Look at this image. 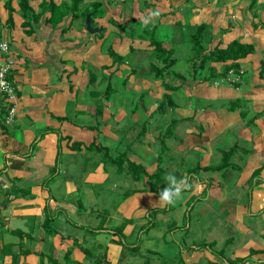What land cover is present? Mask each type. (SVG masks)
Returning a JSON list of instances; mask_svg holds the SVG:
<instances>
[{
    "label": "crops",
    "instance_id": "0c3cea01",
    "mask_svg": "<svg viewBox=\"0 0 264 264\" xmlns=\"http://www.w3.org/2000/svg\"><path fill=\"white\" fill-rule=\"evenodd\" d=\"M150 1L161 3V9L156 4V11L162 14L160 23L181 25L178 31L186 25V17L190 26L209 23L206 37L212 41L207 51L215 47L225 49L239 39L241 43L252 44L254 52L238 61L239 72L231 69L221 79L227 84L217 79L197 80L189 69V75L177 72L172 77L167 71L163 80L157 79L151 66L158 61L151 60L153 51L146 52L154 49L148 39L120 36L114 41L113 50L130 58L124 65L106 54L100 55L102 39L98 37L103 38L105 29H111L103 27L100 36L87 32L83 12L89 8L85 7L101 2L103 13L106 10L109 13L110 7L104 2L115 4V1L85 0L73 20L72 14H68L70 0H29V6L39 17L24 26L20 0H12L11 9L8 0H0V44L9 43L14 60L9 78L15 86L12 102L4 107L15 105L17 110L13 123H0V264H40L41 254L46 264L51 259L58 264H93L85 249L103 260L102 264H182L178 261L180 257L183 264H230L229 261L248 257L250 261L246 264H264V0H256L255 7H251L252 0H181L184 5L178 0L144 3ZM43 2L46 10L42 13ZM140 3L136 2L134 15L143 22L151 13L148 14L146 6L142 13ZM51 4L56 6L54 13L49 10ZM172 6L184 8L183 16L179 14L175 20ZM165 18L173 20L164 23ZM103 19L101 15L96 22ZM81 20L83 30L78 26ZM178 31H174L176 41L181 40L177 38ZM146 43V49H142ZM163 45L173 48L170 44ZM5 59L0 50V66ZM71 60L106 69L110 76L133 62L143 63L128 70L126 76V81L132 82L130 89L135 91V96L140 95L139 100L131 109L117 105L118 97L113 99L117 91L110 81L103 91L97 89L84 92L81 97L78 93L74 96V86H83L88 79L79 69L70 68L68 74V64L64 63ZM28 62L33 65L30 67ZM208 66V74L213 69L220 73L225 64L211 62ZM142 67L147 77L139 80L135 74ZM55 76L60 80L56 89L50 86ZM234 76L237 80L231 81ZM98 79L91 75L90 82L95 84ZM68 80L72 81L69 91ZM104 80L105 77L101 82ZM163 82L179 88L167 90ZM109 84L112 89L106 90ZM183 90L190 91L196 99L206 100L205 106L193 102L190 107L183 100L177 104L172 98L175 107L160 112L152 104L155 99L161 101L165 95ZM142 95L149 102L138 110L137 104L144 99ZM235 101L240 106L230 108ZM111 106L116 107L115 112L110 111ZM176 111L181 117L171 118ZM241 111L246 118L242 119ZM157 112L160 117L150 122ZM70 113L73 119L68 121ZM111 115L116 117L115 125L108 122ZM127 115L133 119L128 130L132 138L123 145L119 140V123ZM173 122H176L173 132L166 135ZM247 122L252 123L246 125ZM136 130L138 133L132 135ZM101 135L108 138L106 144L98 142ZM163 139L169 142L171 150L178 152L169 156L176 160L170 167V159L163 163L159 157L157 162L161 164L148 171L151 141H160L162 146ZM226 140L228 149L238 147L231 159L236 168H229L226 173H192L190 189L175 204L179 214H185V206L192 197L195 203L189 210L194 212L196 228L206 232L203 242L214 243V250L224 253L226 259L208 248H197L196 244L202 240L197 239L195 232L189 233L191 213L181 240L167 239L169 230L162 236L155 235L157 218L168 213V205L159 202V193L166 182L154 189L153 184L143 181L146 174L136 181L127 164L118 171L116 164L105 160L107 156L126 152L129 160L142 165L148 174L161 165L166 169V177L175 175L188 180V169L220 163L221 152L228 150L220 148V142ZM193 150L198 153L189 155ZM179 163L183 164L180 175L175 172L180 169ZM256 170L260 173L250 187L249 180ZM154 209L159 211L150 213ZM48 215L50 221L46 227ZM14 218L26 220L28 232L11 228ZM150 223L155 224L148 229ZM170 223L168 229L177 227L175 222ZM24 250L28 253H23Z\"/></svg>",
    "mask_w": 264,
    "mask_h": 264
},
{
    "label": "rangeland",
    "instance_id": "374dc122",
    "mask_svg": "<svg viewBox=\"0 0 264 264\" xmlns=\"http://www.w3.org/2000/svg\"><path fill=\"white\" fill-rule=\"evenodd\" d=\"M111 1H115V4H113V2H112V4H107V2H104L105 6L107 5L108 7H110L109 9L111 11L109 13H107V10H106V12L99 14L100 16L103 15L105 19H103L101 23H98V22H96L97 21L96 19H99L100 17H97L95 19V21H94V25H96V27H98V28H102L103 29V27H105V28L111 29V30H106L104 28L105 31L103 33V38H99L98 37V39H102V44L100 45L101 46L100 47V51H101L100 55L106 54V56H110L108 54V48L110 46H114V41L116 39L120 38V36H124V37H126L128 39H132V40L140 39L142 36H144L145 31L149 32L148 33V35H149L151 30L156 26L155 27L156 28L155 29V35H154L155 38L158 39V40H162L165 45L167 44L169 46V44H170L176 50V53L174 55L175 58H176V64L172 68V71L173 72H183V73H186V75H189V73L187 72V69H191V70L193 69V67H192L193 62L192 61L190 62V64H187L188 59L191 58V56H192V53H191V50H190L191 49V45L188 42L183 41V40L176 41V34L174 33V26H173L175 24H173V25H164L163 23H160L161 22V17L160 16L162 14H160L159 12H158L159 13L158 16L153 17L151 19L143 18V22L141 20L135 19V18H137L134 15V9H135L136 2H141L140 3V10H141L142 13L144 12V9H145L144 7L146 6V10L148 9L150 11V12H148V14L152 13L153 11H156V4H158V6H159L158 8H160V6H161L160 2L154 4V3H152V1H150V2H147L145 4L144 2L146 0H111ZM68 2H69V0H68ZM178 2H179V4L184 5L183 4L184 2L182 3L181 0H178ZM175 3H176V1H175ZM105 6H104V9H106ZM180 6H178V7L177 6H172L173 7L172 16H174L175 20L178 19L177 17H178L179 14L181 16H183L182 13H181V10H183L184 8H180ZM89 7H85V8H89ZM82 8H84V7H82ZM135 10H137V9H135ZM148 14L146 13V16H148ZM189 15H190V13H189ZM140 16H142V15L140 14ZM146 16L144 14L143 17H146ZM158 17H160V18H158ZM172 20L173 19H171V18H167V19L165 18L163 20V22L166 23V22H170ZM82 21L83 20H81L80 24H78V26L81 27V30H83ZM185 22L187 24L188 17H186V21ZM101 34H96V35L100 36ZM181 36H182V34L178 33L177 38H179V37L181 38ZM119 43H120V41H119ZM146 45H147V43L142 46V49H146V47H147ZM150 51H153V50L151 48L150 49H146V52H150ZM150 56H152L151 60H154L155 57H154L153 52H151ZM131 58L134 59V54L131 55ZM24 61H25V58H23V60L21 62L24 63ZM28 64H29L30 67L33 65L30 62H28ZM65 64H68V71H69L70 68L79 69L82 74L83 73L86 74V77L88 79L86 84H84L83 86H74V88L72 90L74 96H75V94L78 93L79 97H81V96H83L84 92H89V91L97 90V89L100 90V91H103L102 89L104 87H106L108 81H110L112 86H113V88L116 89L115 91H117V94H115L113 96V99L118 97V104L117 105L125 107L126 109H129V108L131 109L133 107L132 104L135 105L136 101H138L139 98H140V95H137V97H136L135 96L136 93L134 94L135 91L130 89V86L132 85V82H131V80L126 81V76H127L128 70L130 71L131 69H133V67H137L136 65L141 67L142 64H143L141 62H140V64H137V63L133 62V63H131L128 66V68L123 66L122 68H120L119 72H115L111 76L109 75L110 71L108 72V71H106V69H102L100 67H96L95 65H92L90 63H87V64L86 63H82L81 64L80 62H75V61L71 60L70 62H65L64 65ZM122 64L125 65V63H122ZM34 67H36V66L34 65ZM143 69H144V67H142V69L139 68L138 69V73L135 74L136 77H138L139 80L142 79V78L147 77V75H146V73H145V71ZM69 73H70V71L68 72V74ZM91 75L96 76L97 78H99L97 83L94 84V83L90 82ZM103 77H105L106 80H104V82L102 83L101 79H103ZM196 79L197 80H201V77H199V75H197ZM62 83H64V82H62ZM219 83L227 84L226 81L222 82L221 80H219ZM59 84H60V80H59L58 76L57 77L55 76V77H53L50 80V86L53 85L55 87V89L58 88ZM71 84H72V81L68 80V91L70 90L69 87L71 86ZM143 84H146V83H143ZM147 86H148V83H147ZM170 95L172 96V98L174 99V101L177 104H179L178 102H182L183 103V101L186 102V105L190 106V107H192L193 102L199 103V105H201V106L202 105L205 106V104H206V100L199 99V98L196 99L194 97V95H190V91H189V93H187L184 90L181 91V92H171ZM135 97H136V99H135ZM181 100H183V101H181ZM148 102H149V99H147V97H145L141 101V103L138 104V110L143 109L144 106L147 107ZM159 102H160L159 100L155 99V100H153L152 104H153V106H156V105L159 104ZM221 102H227V101H221ZM220 105L223 106V105H227V104L226 103L225 104L220 103ZM115 110H116V107L115 106H111L110 111L115 112ZM159 114L160 113L157 112V114L153 115L150 118L149 121L152 122V121H154V119L159 118L160 117ZM170 117L171 118H180L181 116L176 111V113L173 114V115H170ZM72 119H73V114H71V113L68 114V121H70ZM108 122L110 124H112V125L113 124L115 125L117 123L116 117L111 115L109 120H108ZM132 124H133V119L129 115H127L119 123V125L121 127L119 140H121V143L123 145L129 143L131 138H132V136L128 133V130H129L130 126H132ZM101 126H100V129H102ZM159 132H161V131H159ZM137 133H138V130H136L135 132H133V131L131 132L132 135H135ZM107 141H108V138L104 137L103 135H101V137L98 139V142L101 143V144H106ZM228 142L229 141H227V140L220 142V148L228 149V146H227ZM136 143H138V142H136ZM160 143H161L160 141H158V143L154 142V141H151V149L149 150V157H150L151 161L149 162V164H147V166H148L147 170L148 171H152V167L154 169L155 165L156 166L158 165L159 162H157V159L159 157L161 158L163 163L165 161L168 162L169 159H170V161L168 162V165L170 167L172 166V164L176 160V159H174V157L173 158L169 157L171 154H173V155L178 154V152L176 153L175 151L171 150V147L169 146V142L165 141V147L163 146V144L161 146ZM233 143L234 142H232V140H230V145H233ZM185 144L187 146L186 142H185ZM185 144H183L181 146H185ZM173 148H175V147H173ZM176 149L178 151H180V147H178ZM170 150H171V153H170ZM194 153H198V152L193 150V151H190L188 154L193 156ZM91 155L92 154L89 152V156H91ZM198 155H199V157H202V153L199 152ZM159 164H161V163H159ZM182 165L183 164L179 163L178 166L180 167V169L179 170H175V172L177 174H179V175H180V170L182 168L181 167ZM184 170H186V168H184ZM144 180H147L149 182L148 184H153V182L150 181L148 179V177H147V179H143V181ZM114 189H115V187H114ZM194 203L195 202H193L192 197H191L190 202L185 206V208H186L185 209L186 210L185 214H179L180 210H179V212L176 210L175 204L174 205H168V210H166V212H168V213H166V215H164L163 217H158L157 218V220H158L157 222L158 223H157L156 229H154V231H153L154 234L157 235V236H162L169 230L168 231V235H167V239L174 240L175 242L181 240L182 237L184 236V233L186 232L185 224L188 223V220H189L188 219V214L191 213V218H190L191 229L189 230V233L195 232V234L199 237L197 239L198 240H202V241H200L198 243L200 244L201 242H203L204 238L206 236V232H204L202 228H199V229L196 228V226L194 224V216H193L194 212L189 210V207H191ZM176 212H178V214H176ZM148 221H149V219H146L147 223H148ZM170 222H175L177 224L176 225L177 227L173 228V229H170V228L168 229L167 225H170L171 224Z\"/></svg>",
    "mask_w": 264,
    "mask_h": 264
},
{
    "label": "trees",
    "instance_id": "16d2710c",
    "mask_svg": "<svg viewBox=\"0 0 264 264\" xmlns=\"http://www.w3.org/2000/svg\"><path fill=\"white\" fill-rule=\"evenodd\" d=\"M11 1L12 0H8V2H7V6L9 9H11ZM84 1L85 0H70V3H68V14H70V13L72 14L73 20L75 18H77L76 13L80 10V7H81V5H83ZM45 5L46 4L43 2L42 3V13L45 12V10H46ZM102 5L103 4L101 2L92 3L90 5L89 9H86L83 12V19L85 20L87 14H91L92 23L94 24L95 18L100 17L99 14L103 13ZM255 5H256V0H252L251 1V7H255ZM20 6H21V10H22V17L24 19V23H23L24 26L30 25L31 23L35 22L38 19L39 15L35 14L33 12V10L31 9V7L29 6V0H20ZM263 8H264V6H263ZM49 10H51L54 13L56 10V6L54 4H51L49 7ZM60 10L61 9H59V11ZM11 14H12V11H10V18H9V24L10 25L13 22V18H12ZM177 25H179V24H177ZM155 27L151 30L149 35H148L149 32L145 31V34L142 37L144 39H148V41H150L151 45L154 47V49H153V54L155 57L154 59H156L158 61L155 65L152 64L151 71L154 73L155 78L163 80L164 75L167 71H170L172 73V75L177 73V72L172 71V68L176 64V58L174 56L176 53V50L174 47L170 48V49L165 48L163 45L164 44L163 41L155 38V36H154L155 35V29H156ZM175 27H177V26L174 25V31H178V28L181 27V25H179V27H177V28H175ZM209 29H210L209 23L204 22V23H201V24H198L195 26H190V24H186L183 27V30H179L178 32L182 34L181 40L186 41L191 45L190 50H191L192 56H191V58L188 59L187 64H190L191 61L193 62V65H192L193 69L192 70L189 69L190 73L193 74V78H196V76L199 75V77L204 78L206 81H211L212 79H217L219 81L223 78H226L228 72L231 69H234L236 72H239L240 64L238 63V61L241 59H244L248 55L252 54L254 52V46L252 44L241 43L239 39H235L232 42H230L225 49H220L218 47H215L214 49L207 51L208 43H210L212 41V38L210 39V38L206 37L207 34L209 33ZM1 38H2V35L0 32V40H1ZM108 54L110 55V57L115 62L126 63V62L130 61L129 56H121V55L117 54L113 50L112 46H110L108 48ZM211 62L224 63L225 66H224L223 71L220 73H217L213 69V70H210V74H208L207 70H209V68H210L208 65ZM228 62H230V63L226 64ZM262 75H264V69H262ZM172 77H175V75H173ZM163 84H164V87L170 91L179 88V86H174L173 84L169 85V83H167V82L166 83L163 82ZM111 89H112V86L109 84L108 87L106 88V90H111ZM142 98H144L143 95H142ZM233 103L235 105L230 106V108H232V109H237L240 106L239 101H235ZM169 106L175 107V104L172 100L171 95H165L163 97V99L159 102V104L157 105V108H158V111L161 112ZM241 117H242V119L246 118L245 112L241 111ZM176 122H177V120H176ZM176 122H173L171 125H169L168 130L165 133L166 135H167L168 131L170 134L173 132V129L176 126ZM251 123L252 122H247L246 125H250ZM162 144L165 147L164 139H163ZM237 151H238L237 146H232L228 150H223L221 152V160H220V163L218 165H209L206 167H201L200 165H196L195 167L188 169L189 179L187 180V182L191 185V175H192V173H196L197 171H205V172L223 171L226 173L229 168H236L234 163L231 162V159ZM105 160L116 164L118 166V171H121V169L124 168V164H127L128 171L131 174H133V177L136 181H140L141 177L144 174H146L147 177L153 181V188L154 189H156L161 183H165V182L167 183V181H166L167 173H166L165 168H163L161 165H159L158 168L152 174H148L146 172V169L142 165L131 162L129 160L126 152H124V153H122L116 157L107 156ZM259 173H260V170H256L253 173L251 179L249 180L250 187L253 186L254 179L259 175ZM158 211H159V209H154V210H151L150 213H157ZM49 221H50V218L48 215V218L46 219V222H45L46 227L48 226ZM154 224L155 223H150L148 225V229H150L151 226H153ZM120 228H122V227H120ZM48 234L52 235V232H50L48 230ZM119 235L121 237H123L122 233H119ZM30 238H32V237L30 236ZM213 247H214V243L201 242L200 244L199 243L197 244L198 249L208 248L209 250L213 251L214 253H218L220 255V257H222L223 259H226L224 257V253H222L221 251L216 252ZM84 251L86 252L87 257H89L91 259L93 264H102L103 260H101L100 258L91 256L89 253H87L86 249ZM23 253H28V252L26 250H24ZM181 259H182L181 257L178 258V261L183 264V261ZM40 260H41L40 264H46L45 256H43L42 254L40 256ZM249 261H250V257L238 258V259H235L233 261H229V263L230 264H237V263L246 264ZM147 262L149 263V260H147ZM49 264H58V262L56 260L51 259V263H49Z\"/></svg>",
    "mask_w": 264,
    "mask_h": 264
},
{
    "label": "built area",
    "instance_id": "2783aa9c",
    "mask_svg": "<svg viewBox=\"0 0 264 264\" xmlns=\"http://www.w3.org/2000/svg\"><path fill=\"white\" fill-rule=\"evenodd\" d=\"M0 50L6 56L5 62L0 66V123L8 125L13 123L17 113L15 105L4 107L5 104L12 102L14 98L15 86L9 78L14 60L10 54L8 42H1ZM230 73L235 75L233 71ZM236 80L234 76L231 81Z\"/></svg>",
    "mask_w": 264,
    "mask_h": 264
},
{
    "label": "clouds",
    "instance_id": "9594fccd",
    "mask_svg": "<svg viewBox=\"0 0 264 264\" xmlns=\"http://www.w3.org/2000/svg\"><path fill=\"white\" fill-rule=\"evenodd\" d=\"M158 15L159 13L157 11H153L149 19ZM166 181V187L159 193V202H163L167 205H174L191 187L186 178L178 179L175 175H168Z\"/></svg>",
    "mask_w": 264,
    "mask_h": 264
},
{
    "label": "water",
    "instance_id": "95a60500",
    "mask_svg": "<svg viewBox=\"0 0 264 264\" xmlns=\"http://www.w3.org/2000/svg\"><path fill=\"white\" fill-rule=\"evenodd\" d=\"M84 25L86 27L87 32L92 34V35H96V34H101L102 33V30H103L102 28L94 27L92 25V16H91V14H87L86 15V19H85ZM11 228L20 229L23 232H28V229L26 227V220L21 219V218L12 219L11 220Z\"/></svg>",
    "mask_w": 264,
    "mask_h": 264
}]
</instances>
